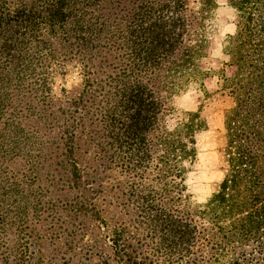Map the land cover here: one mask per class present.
Instances as JSON below:
<instances>
[{
	"label": "trees",
	"instance_id": "16d2710c",
	"mask_svg": "<svg viewBox=\"0 0 264 264\" xmlns=\"http://www.w3.org/2000/svg\"><path fill=\"white\" fill-rule=\"evenodd\" d=\"M228 3L235 32L218 71L231 99L220 148L224 173L210 198L193 204L186 174L206 123L199 110L173 128L167 121L176 112L173 98L208 74L216 0H0L1 264H69L77 248L99 255L95 264H112L85 242L80 224L63 246L45 248L53 226L40 233L35 224L54 203L93 221L114 264H264V0ZM68 64L83 78L73 97L50 88V70L65 74ZM226 66L235 72L225 75ZM92 108L103 128L93 144L103 146L86 169L76 133ZM42 131L54 134L51 144L60 150L52 161L57 182L77 190L70 203L52 197L36 171L47 158ZM118 165L129 172L122 184L131 194L139 186L147 192H137L141 219L134 225L98 203L119 186ZM142 224L148 230L140 235Z\"/></svg>",
	"mask_w": 264,
	"mask_h": 264
},
{
	"label": "rangeland",
	"instance_id": "374dc122",
	"mask_svg": "<svg viewBox=\"0 0 264 264\" xmlns=\"http://www.w3.org/2000/svg\"><path fill=\"white\" fill-rule=\"evenodd\" d=\"M216 2L218 8L211 23L207 58L203 62V67L208 71V74L202 81L191 84L187 89L173 98V106L176 112L168 117L167 121L169 127L173 128L184 117L185 113L199 110L200 117L206 123V129L196 136L197 157L186 174L185 184L187 185V193L191 195L193 204H203L210 198L223 177L225 167L220 148L224 144L223 117L225 110L231 106V99L222 90V80L218 75V71L222 68V64L226 59L223 53L225 40L228 35L235 32V10L229 5L228 0H216ZM65 70V74H59L54 69L50 70L51 91L57 94L60 89L64 88L69 97L76 96L80 90V86L79 84L76 85L70 82L73 80L74 75H78L77 68L74 64H68ZM224 71L225 75H230L235 72V68L233 66H226ZM93 107H97V100ZM55 115L58 116L57 113ZM97 116L95 108L89 110L88 114L81 121L76 133V156L86 169L94 165L92 164V158L100 152V148L103 146L101 143L100 148H95L93 144L99 141L97 135H102L103 133L101 122H99ZM28 119L30 124L35 120ZM40 136L43 139L40 149L43 154L47 155V158L46 161L41 159L40 164L36 168L39 178L43 180V185L49 188L48 191L50 193L52 191V197L59 199L61 203L64 201L70 203L76 197L77 190L69 189L65 182H57L59 176L52 171L54 168L52 161L60 152L59 148H56V143L51 144V141L55 140L54 134L50 133L47 135L43 132ZM104 151L107 156L112 155V150L106 148ZM50 153L51 155H49ZM116 155L117 152L114 153L115 158ZM49 157L50 160H47ZM49 164L51 165L49 166ZM126 170L125 167L121 168L120 165L116 167L114 175L119 186L113 187L112 190L107 188V190L100 194L98 203L103 205L116 219L122 220L126 224L134 225V220L136 222L141 219L139 214L142 201L138 198L137 192L141 194L147 192L143 186H139L135 189L136 193L131 194L128 188L122 184L123 181L128 182L129 172ZM46 174L53 175V177H47ZM148 175L146 173L148 179L144 181V185H148V182H150V176ZM83 193L86 194V192ZM54 204L55 206L52 207V210L41 214L38 223L35 225L40 233H44L42 229H46L52 225L53 230L47 231V237L50 235V232L55 234L63 233V235L60 239L51 240V242L46 237L45 248H54L58 243L63 246L67 231L71 230L73 226L80 224L79 227L85 226L84 231L87 233L84 238L85 242L92 245L96 243L97 252L103 257H108L110 262L114 264L111 245L103 238L99 230L93 227V221L89 217H85V219L75 216L67 206L56 205L58 203ZM57 218L58 222L54 223ZM65 229L67 230L63 232ZM136 229L140 235L148 230L145 224L138 226ZM7 237L13 238V234L9 233ZM95 240L97 241L95 242ZM51 243L53 246H51ZM87 244L84 247H87ZM84 252L85 250L78 251V248L69 252L67 255V257H71L69 264H95L99 261V255H96V253L85 255Z\"/></svg>",
	"mask_w": 264,
	"mask_h": 264
},
{
	"label": "clouds",
	"instance_id": "9594fccd",
	"mask_svg": "<svg viewBox=\"0 0 264 264\" xmlns=\"http://www.w3.org/2000/svg\"><path fill=\"white\" fill-rule=\"evenodd\" d=\"M82 79H83L82 76L74 75L73 76V80L70 83L78 85V84H80L82 82Z\"/></svg>",
	"mask_w": 264,
	"mask_h": 264
}]
</instances>
